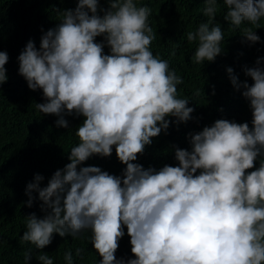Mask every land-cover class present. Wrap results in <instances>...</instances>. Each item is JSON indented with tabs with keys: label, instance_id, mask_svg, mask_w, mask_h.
I'll list each match as a JSON object with an SVG mask.
<instances>
[{
	"label": "clouds",
	"instance_id": "obj_1",
	"mask_svg": "<svg viewBox=\"0 0 264 264\" xmlns=\"http://www.w3.org/2000/svg\"><path fill=\"white\" fill-rule=\"evenodd\" d=\"M106 2L109 8L102 9L100 0H76L77 7L64 10L62 22L42 36L39 49L30 40L18 57L29 89L43 91L46 102L36 104L41 113L59 117L56 125L63 128L69 127L65 116L84 117L71 162L55 171L46 187L41 174L28 183L27 206H33L36 192L47 214L27 216L22 241L43 250L54 234L76 239L90 230L99 264H264V57L245 68L251 85L227 68L233 87L244 89L252 127L218 119L188 134L191 151L175 147L177 166L145 169L136 161L153 138L168 134L169 117L187 123L194 108L178 98L183 78L150 50L156 38L151 9L138 6V0ZM205 3L208 21L187 33L189 43L198 42L196 64L222 53L218 0ZM224 4L225 21L259 28L264 0ZM242 31L246 41L260 42L251 27ZM99 36L110 54L104 53L105 43L96 42ZM8 61L7 52L0 51V89L8 80ZM113 148L126 165L122 175L82 166L93 156L111 157ZM125 227L135 257L127 260L116 256ZM83 251L76 249V255L83 258ZM32 256L31 249L25 252L26 261ZM38 260L54 264L47 254ZM64 261L74 264L71 250Z\"/></svg>",
	"mask_w": 264,
	"mask_h": 264
},
{
	"label": "trees",
	"instance_id": "obj_2",
	"mask_svg": "<svg viewBox=\"0 0 264 264\" xmlns=\"http://www.w3.org/2000/svg\"><path fill=\"white\" fill-rule=\"evenodd\" d=\"M138 6L151 9L149 24L156 38L150 50L168 60L170 68L183 78L184 83L177 86L178 98L188 99V106L194 108V112L193 119L187 123L177 124L175 117H169L172 123L168 134L162 132L153 138L152 145L146 147L136 163L145 169H160L166 164L177 166L175 147L191 151L188 134L202 131L218 119L248 122L252 127V110L242 95L244 89L237 91L233 87L227 68H233L241 82L254 83L245 74V68L255 67L257 58L264 57V18L259 28L247 21L237 28L224 20L227 6L224 0H218L216 22L224 33L220 43L222 53L212 62L196 64L192 57L198 42L189 43L187 33L208 21L203 11L205 0H138ZM76 7V0H0V51L9 56L5 65L8 80L0 89V264H41L38 256L42 254L52 258L54 264H66L64 254L69 250L74 264H99L101 259L91 243L90 230L76 239L54 234L52 243L43 250L21 239L27 230L28 215L35 213L38 218H44L47 214L41 210L42 201L36 192H33L36 197L33 206H27L28 183L34 182L36 174H41L44 176L41 187H46L55 171L71 162L68 157L71 148L80 142L76 131L84 117L65 116L69 127L63 128L56 125L59 117L41 113L36 104L46 102L43 91L29 89L27 81L19 74L18 57L30 40L39 49L42 36L62 22L63 11ZM100 7L107 9L109 4L100 0ZM99 14L104 15L102 11ZM247 27L256 31L260 42L246 41L242 30ZM96 42L105 43L104 53L110 54L103 36L97 37ZM260 66L264 68V61ZM197 90L199 95H195ZM255 164L259 167L260 160ZM82 166H98L118 176L126 167L118 160L115 148L111 157L93 156ZM78 248L84 250L83 258L76 255ZM29 249L33 256L28 262L25 252ZM116 256L125 260L135 258L126 227Z\"/></svg>",
	"mask_w": 264,
	"mask_h": 264
}]
</instances>
